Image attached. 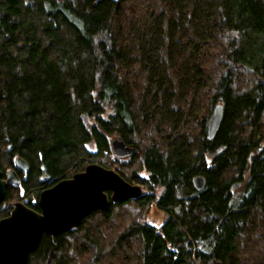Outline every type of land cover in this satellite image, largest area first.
Segmentation results:
<instances>
[{"label": "trees", "instance_id": "obj_1", "mask_svg": "<svg viewBox=\"0 0 264 264\" xmlns=\"http://www.w3.org/2000/svg\"><path fill=\"white\" fill-rule=\"evenodd\" d=\"M91 164L147 193L45 235L28 264H264V0H0V169L21 179L0 220Z\"/></svg>", "mask_w": 264, "mask_h": 264}, {"label": "water", "instance_id": "obj_2", "mask_svg": "<svg viewBox=\"0 0 264 264\" xmlns=\"http://www.w3.org/2000/svg\"><path fill=\"white\" fill-rule=\"evenodd\" d=\"M222 117L223 106L218 105L209 124L210 140L215 138ZM110 146L118 159H132L137 155L136 148L120 139L111 140ZM16 168L24 175L30 173V166L20 157L16 160ZM20 182L17 171H10L5 176L0 169V205L5 201L9 184L19 186ZM193 184L197 191L206 186L202 176H197ZM143 194V186L131 184L115 170L91 164L71 179L59 181L44 190L38 202L41 212L18 202L10 216L0 220V264H28L30 255L37 251L45 235L57 237L77 229L93 212L106 210L110 201L138 200Z\"/></svg>", "mask_w": 264, "mask_h": 264}, {"label": "rangeland", "instance_id": "obj_3", "mask_svg": "<svg viewBox=\"0 0 264 264\" xmlns=\"http://www.w3.org/2000/svg\"><path fill=\"white\" fill-rule=\"evenodd\" d=\"M7 174H8V172L6 173V175ZM131 184H133V183L131 182ZM133 185H136V184H133ZM243 188H244V186L242 185L241 187L236 189V191H235L236 201H237L238 196L243 192ZM144 192L147 193V190L145 188H144ZM17 202L25 203L22 200L21 201H15L14 203H17ZM167 217H168V213L166 211L160 210L156 206H153L152 209L150 210L149 214L146 216V221L148 224H150L154 227L160 228L166 222Z\"/></svg>", "mask_w": 264, "mask_h": 264}, {"label": "flooded vegetation", "instance_id": "obj_4", "mask_svg": "<svg viewBox=\"0 0 264 264\" xmlns=\"http://www.w3.org/2000/svg\"><path fill=\"white\" fill-rule=\"evenodd\" d=\"M125 159H127V158H125Z\"/></svg>", "mask_w": 264, "mask_h": 264}]
</instances>
